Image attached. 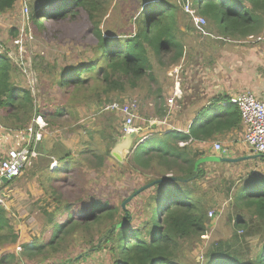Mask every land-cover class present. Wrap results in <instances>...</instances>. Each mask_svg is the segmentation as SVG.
Masks as SVG:
<instances>
[{"label":"trees","instance_id":"16d2710c","mask_svg":"<svg viewBox=\"0 0 264 264\" xmlns=\"http://www.w3.org/2000/svg\"><path fill=\"white\" fill-rule=\"evenodd\" d=\"M19 1L0 0V124L7 128L24 129L37 116L44 120L71 114L76 120L77 108L88 105L91 96L101 101L102 109L109 102L121 99L123 93L137 89L140 81L148 84L154 81L155 66H159L166 54L171 55V64L183 58L178 20L180 8L176 1L143 0L139 11L126 15L121 28L115 29L101 27L111 0H34L37 6H33L28 19L20 11L22 5H17ZM185 2L195 7L197 15L213 24L218 32L216 36L224 41L242 42L264 34V0ZM17 9L19 12L15 15ZM75 22L82 33L70 56L62 48L57 60L48 63L46 87L54 97L49 98L48 103L42 102L36 68L33 70L27 63V48L20 58L14 40L21 37L31 43L32 36L44 30L56 36L59 25ZM63 90L67 97L62 101ZM113 96L117 99L109 98ZM157 96L158 91L153 94L154 98ZM154 104H165V101L157 103L154 100ZM157 107L154 106L155 113L164 115L165 111L161 113ZM209 110L207 108L191 123L187 134L171 131L132 149L126 166L141 175H150L144 177L145 185L155 181L136 194L147 191L143 219L138 225L130 224L127 213H121L118 218L119 208L100 198L82 199L78 207L70 208L59 195L54 199L58 206L45 223L52 226L49 238L23 243L17 254L0 252V264H76L72 262L76 259H65L63 242L68 235L76 240L87 238L75 247L79 251L86 249V253L104 250L110 256V264H185L179 256L180 242L192 235H203L209 217L197 194V180L205 176V164L195 170L197 159L185 147L180 148L178 142L213 138V128L223 138L240 122L234 105L220 110L214 108L212 113ZM92 148L86 145L81 151L95 158L98 165L105 166L110 149L100 152L99 148ZM92 158L86 156L77 165H96ZM67 164L70 167L66 171H70L73 165ZM231 203L239 212L236 225L244 221V213L264 221V175L247 176L233 194ZM59 210L68 213V221L62 225L53 221ZM105 220L110 224L100 245L93 241V236L82 234V229L100 225ZM17 239L18 233L8 212L0 205V250ZM203 264H264V239L254 258H238L235 253L211 250Z\"/></svg>","mask_w":264,"mask_h":264},{"label":"rangeland","instance_id":"374dc122","mask_svg":"<svg viewBox=\"0 0 264 264\" xmlns=\"http://www.w3.org/2000/svg\"><path fill=\"white\" fill-rule=\"evenodd\" d=\"M142 1L111 0L107 13L102 18L101 27L121 28L123 18L130 15V13H137ZM172 1H176L180 8L178 20L184 55L178 63L171 64V55L166 54L159 66H155V73L157 75L165 74L167 70L171 69L172 76L166 77L169 85L178 81L180 87L183 88V86L192 85L196 79L198 67L200 68L202 64H207L210 61V57H203L197 51L200 44L208 42L215 49L222 50L224 48L231 49L245 43L222 40L221 37L216 36L218 34L216 27L203 16L205 24L194 23L192 17L190 18L183 9L182 4L186 3L185 0ZM190 2L191 0L188 3ZM33 6H37L36 2L28 0V11H32ZM190 8L195 9L193 5ZM24 9L25 6L20 9L23 14H25ZM18 10L15 11V15L18 14ZM194 14L197 15L196 11ZM25 19H28V17H25ZM59 29L60 31L56 33V36L51 31H40L32 36L33 41L31 43H28L29 40H26V42L23 40V46L21 45V48L17 46L19 57L23 56L27 48V63L31 65L33 70L36 68V74L39 78V98L41 101L44 100L42 102L47 103L49 98L54 97L52 92L48 93L46 87L47 65L50 61L57 60L62 48L66 55L70 56L71 51L75 49L76 41L82 33L77 22L66 25L61 24ZM26 37L30 39L31 35L26 33ZM11 56L13 57V55ZM154 65H156L155 62ZM19 82H22L21 78H19ZM30 84H32V80H30ZM65 97H67V94H64L63 90L62 101ZM120 97L121 99L118 100L131 98L137 101L139 117L135 123L136 126L148 123L149 119L156 122L149 118L152 115L150 112L152 98L148 92L147 81H140L137 89L129 90ZM109 98L117 99L114 96ZM90 99L92 102L89 101L88 105L77 108L76 115H78V118L76 120L71 114L56 119L48 117L44 119L46 122L45 127H47L45 133L48 134H45V138L41 141L45 143H41L43 153L35 156L36 160L34 162L38 166L36 174H34L32 168H28L22 171L21 175L15 178L11 185L9 183L0 190V199L2 200L0 205L6 208L12 224L16 221L23 224L26 227L27 236L32 240H47L51 235L52 226L48 227L45 223L47 218H50V213L58 206L54 199L59 195H62L64 202L69 203L70 208L78 207L79 201L82 199L89 200L90 197H96L119 208L118 218L121 217L123 212L129 214L131 225H138L143 219L142 210L146 202L147 191L140 195H132L134 192L130 193L145 185L144 176L146 175L132 171L123 162L119 165L124 168L119 166L117 169L116 162L112 158L110 160L109 155L105 157V166L98 165L95 158L81 151L86 145L93 148L97 147L100 152L104 151L105 148L109 149V145L116 137L122 135L120 132L121 115L105 110L104 112L101 111V101L94 100V96H91ZM180 110L179 107L177 112ZM86 156L92 158L96 165L86 163L77 165ZM58 158H60V163L66 158L64 163L70 162L73 165L72 169L66 172H60V169L49 170L48 165H50V162L52 163L53 160ZM247 164L231 165L224 168L206 166L205 176L197 180V187H199L197 194L203 206L206 211L214 210L217 215L209 216L207 214L209 219L205 225L206 231L203 235H192L180 242L179 256L185 264H203L211 250H217L219 253H235L238 258H254L259 250L264 239V221L252 219L244 213V221L236 225V216L239 212L231 203L233 194L246 181L247 176L251 174L264 175V166H259L257 163H254L253 166H251V163ZM221 177H223V180L230 177L232 180L231 185L227 184L228 181H224V183L223 180L220 181ZM52 189H54V192L51 191ZM124 201L125 203L122 205ZM37 217L40 218V221ZM53 221L61 225L67 222V211L59 210L54 215ZM109 224L110 221L105 220L100 225L82 229V234L93 236V241H97L96 244L99 242L100 245L104 240V233ZM68 228H71V225ZM97 237H100V240H96ZM64 239L65 259L70 257L71 260H75L80 256L76 259V262H72L76 264H110V256L104 250H92L94 252L86 253V249L79 251L76 248L78 244H82L87 238L76 240L68 235ZM2 251L10 252L7 249L0 250V252ZM24 264L28 263L25 262Z\"/></svg>","mask_w":264,"mask_h":264},{"label":"crops","instance_id":"0c3cea01","mask_svg":"<svg viewBox=\"0 0 264 264\" xmlns=\"http://www.w3.org/2000/svg\"><path fill=\"white\" fill-rule=\"evenodd\" d=\"M24 3L28 4V0H20L17 2V5L19 6L21 4L23 6ZM242 42L245 44L237 45L231 49L224 48L222 50L215 49L212 47L213 45L208 42L200 44V48L197 51L203 57H210V61L207 64H202L200 68L198 67L196 79L192 85L189 84L188 86H183V88H181L178 81H175L172 85H169L168 79L166 77L172 76L173 72L171 69L167 70L165 74L157 75L155 73L153 77L154 81L148 84V89L152 98V108H150L152 115H150L149 118H152L156 121V127L150 129V125H152L151 119H149L148 123L146 122L147 124L145 123L142 126L138 125L137 128L140 129L141 132L134 133L130 136L132 142L130 149H133L139 145L141 146L151 138L159 137L162 134L171 131L187 134L191 123L197 119L201 113H205L207 108H210L211 110H209V113H212L214 108L220 110L227 107L228 105H232L229 102V98L242 90L250 91L257 99L264 102V34L257 38L247 39L246 41ZM156 91L159 92V96L154 98L153 94ZM154 100L157 103H163V101H165V104H154ZM160 105L163 106L161 107ZM154 106H158L157 110L161 113L165 111V114L162 116L160 114H156ZM179 107L181 110L177 112ZM122 125L123 121L120 128L121 134ZM24 130L25 128L12 129L0 125V156L4 155L6 150L12 145L23 143L24 139L26 138ZM39 131L42 134L41 140L31 143L29 160L23 169L24 171L28 168H32L34 174H36V171L38 170V166L34 162L36 160L35 156L43 153L41 150V143H45L41 141L45 138L44 135L48 134L45 133L47 131V127H44ZM243 131V126L240 119L239 126L233 130H230V132L223 138H221L220 133L216 132L213 128V138L208 137L204 140L188 139L185 140L186 145L180 146L179 142L184 141L182 140L178 142V146L180 148L185 147L188 149V151H190L197 160L215 156L237 158L257 155V153L252 152L246 145H244L242 140ZM122 136L123 134L121 137H116L112 141V144L109 145L110 150L115 146V144L120 142ZM144 136H146V138L140 142ZM216 142L221 144L220 151L214 150L213 148V144ZM131 154L132 153H130L127 158L124 159L123 164L126 165V162ZM109 158L110 160L112 158L116 162L117 168H119V164L122 162H118L111 156ZM53 161L57 162V168L51 169L50 165H48L49 170L60 169V172H66V168L70 167L69 164L64 163L66 159L62 163H60V158ZM247 163H251V166H253L254 163H257L259 166H264V156H257L255 158L245 159L234 163L219 160L205 162L202 164H205V167L212 166L224 168L238 164L248 165ZM222 180L223 179L221 177L220 181ZM14 181L15 179L8 181L7 183L0 181V190L9 183V185H11ZM224 181H228L227 183L232 182L230 177L224 178L223 183ZM13 226L18 233V239L15 244L5 246L1 250L7 249L10 252L17 254L15 246L28 243L32 241V239L27 236V233L25 232L26 227L19 221H16Z\"/></svg>","mask_w":264,"mask_h":264},{"label":"built area","instance_id":"2783aa9c","mask_svg":"<svg viewBox=\"0 0 264 264\" xmlns=\"http://www.w3.org/2000/svg\"><path fill=\"white\" fill-rule=\"evenodd\" d=\"M25 9L23 12L24 16L27 17L30 13L28 11V4L24 3ZM184 11L192 17L195 24H205V19L199 15H195V11L190 8L189 4L184 5ZM251 39V37H249ZM14 44L21 48L23 46V39L17 38L14 40ZM22 56H20L21 58ZM23 66V64H21ZM25 71V69H23ZM32 80V79H30ZM33 83V81H32ZM229 102L235 105L239 111L241 123L243 126V143L252 152L264 155V102L257 99L250 91L242 90L237 94L229 98ZM101 110L120 114L122 117V134H132L137 130L135 121L138 118V104L135 100L124 99L122 102L113 100L108 104L104 105ZM46 126V122L37 116L31 123L25 128L24 132L26 138L22 144H14L9 147L5 154L0 156V176H5L8 181H12L21 175L25 168L29 156L31 143L40 141L42 134L39 130ZM146 136H144L140 142H142ZM180 146L186 145V141L179 142ZM214 150L220 151L221 144L216 142L213 144ZM134 149V148H133ZM50 168H57V162L53 161L50 164ZM0 203L2 200L0 199ZM207 214L212 216L216 214L214 210H208ZM217 215V214H216ZM21 250L20 246L16 247V252Z\"/></svg>","mask_w":264,"mask_h":264},{"label":"water","instance_id":"95a60500","mask_svg":"<svg viewBox=\"0 0 264 264\" xmlns=\"http://www.w3.org/2000/svg\"><path fill=\"white\" fill-rule=\"evenodd\" d=\"M151 124L152 125H150L151 126L150 129H153V128L156 127V125H155L156 122H151ZM140 132H141L140 129L137 128V130H136L135 133H140ZM132 134H134V133H132ZM132 134H123L120 142L117 143V144H115V146L109 151V155L111 157H113L115 160H117L118 162H123V160L125 158H127V156L130 153H132V148L130 149L131 143H132L131 142V139H130V136ZM257 156H264V155L257 154V155L237 157V158L216 157V156L215 157L201 158V159H198V160L195 161L194 167H195V170H196L200 164L205 163V162H213V161L222 160L224 162L234 163V162H238V161L245 160V159L255 158ZM0 181L3 182V183H7L8 182V179L5 176L1 175L0 176ZM184 181H186V180H184ZM154 183H155V181L152 182V183H149L147 185H144L143 187H141L137 191H135L134 194H132V195H136L139 191H141V190H143L145 188L150 187ZM125 201L122 203V205L125 203ZM97 245H99V242H98ZM78 257H80V256H78Z\"/></svg>","mask_w":264,"mask_h":264}]
</instances>
